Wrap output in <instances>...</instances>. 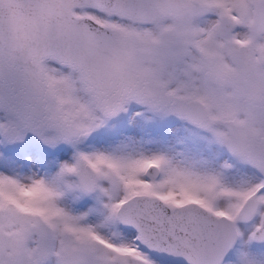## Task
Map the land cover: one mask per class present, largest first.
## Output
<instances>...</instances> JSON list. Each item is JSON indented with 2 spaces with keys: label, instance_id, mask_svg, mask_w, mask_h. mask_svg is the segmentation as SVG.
<instances>
[{
  "label": "snow or ice",
  "instance_id": "snow-or-ice-1",
  "mask_svg": "<svg viewBox=\"0 0 264 264\" xmlns=\"http://www.w3.org/2000/svg\"><path fill=\"white\" fill-rule=\"evenodd\" d=\"M0 264H264V0H0Z\"/></svg>",
  "mask_w": 264,
  "mask_h": 264
}]
</instances>
